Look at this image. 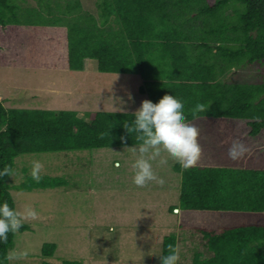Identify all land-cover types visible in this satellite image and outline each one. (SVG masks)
I'll use <instances>...</instances> for the list:
<instances>
[{
  "label": "trees",
  "instance_id": "trees-1",
  "mask_svg": "<svg viewBox=\"0 0 264 264\" xmlns=\"http://www.w3.org/2000/svg\"><path fill=\"white\" fill-rule=\"evenodd\" d=\"M25 1L0 0V67L80 72L90 59L100 74L138 75V92L148 101L172 95L183 103L186 122L200 132L201 158L209 150L201 142L208 126H238L247 139L264 135V82L227 81L236 70L264 65V0H93L92 10L80 0ZM197 104L210 106L194 119ZM133 114L99 110L80 117L73 110L9 109L0 101V171L13 169L24 154L138 146L137 134L122 126ZM227 140L221 165L174 164L178 204L169 211L177 227L190 226L205 241L209 256L197 253L192 264H264V168L234 165L241 160L229 159ZM7 178H0V204L17 209ZM66 185L61 177L37 183L26 175L15 190ZM45 216L29 222L49 227L52 215ZM29 226L0 242V264H9L17 234ZM169 244L176 245L175 235L163 238L161 257ZM55 251L54 243H43L37 257L50 264L45 260Z\"/></svg>",
  "mask_w": 264,
  "mask_h": 264
},
{
  "label": "rangeland",
  "instance_id": "rangeland-1",
  "mask_svg": "<svg viewBox=\"0 0 264 264\" xmlns=\"http://www.w3.org/2000/svg\"><path fill=\"white\" fill-rule=\"evenodd\" d=\"M80 1L93 9V0ZM24 3L29 6L35 1ZM261 68L243 67L227 81L264 82V65ZM141 83L138 75L95 74L87 66L81 72L0 67V101L9 109L73 110L80 117L86 111L99 110L135 113L141 102L148 100L138 92ZM237 127L224 125L210 131L208 126L201 142L209 150L197 165L223 164L222 152L226 151L228 138L231 144L238 140L247 148L241 162L234 165L264 168V135L247 139L244 130L238 132ZM215 133L227 138L220 135L217 141ZM132 147L16 157V175L8 177L6 184L18 201L17 209L30 204L39 215L50 214L53 220L49 227L25 222L30 229L17 234L11 251L27 250L28 256L9 260V264H42L37 254L43 243L56 245L53 257L45 260L50 264L62 260L82 264H160L162 240L170 234L176 236L180 249L178 264H192L197 253L201 259L207 258L202 235L190 226L177 227V216L169 211L178 204L180 176L173 171L176 162L169 158L167 165L157 166L153 161V170L164 184L150 182L146 187H136L132 182L131 165L136 159L129 150ZM34 160L44 166L41 177H61L67 185L16 191L24 177L30 176Z\"/></svg>",
  "mask_w": 264,
  "mask_h": 264
},
{
  "label": "clouds",
  "instance_id": "clouds-1",
  "mask_svg": "<svg viewBox=\"0 0 264 264\" xmlns=\"http://www.w3.org/2000/svg\"><path fill=\"white\" fill-rule=\"evenodd\" d=\"M210 106V105H209ZM204 104H197L191 109L194 119L199 118L198 113L208 110ZM131 124L125 121L123 128L126 133H136L135 139L140 142L138 147L129 150L136 155L133 169L132 182L136 187H146L150 182L163 185L164 180L153 170V161L157 166L167 165L170 158L181 166L182 170L195 167L202 155V148L198 142L199 129L186 122L183 103L172 95H164L157 103L144 100L140 108L133 114ZM124 137L121 138L122 142ZM247 152V148L240 141H233L228 149L229 159L236 161ZM43 164L32 161L31 178L37 183L41 180ZM16 175L14 169L5 166L0 171V178ZM39 219V213L26 204L22 209H13L8 202L0 204V242L7 243L9 233H17L27 221ZM169 254L160 258V264H178L180 249L178 245H168ZM28 251H10L8 260L26 259Z\"/></svg>",
  "mask_w": 264,
  "mask_h": 264
},
{
  "label": "crops",
  "instance_id": "crops-1",
  "mask_svg": "<svg viewBox=\"0 0 264 264\" xmlns=\"http://www.w3.org/2000/svg\"><path fill=\"white\" fill-rule=\"evenodd\" d=\"M93 63H92V62ZM84 62H85V64H84V67H83V69H85V67L87 66V69H90V71L91 72H93V73H99L98 71H97V65H96V62L94 61V60H90V59H86V60H84ZM83 71V70H82ZM81 72V71H80ZM100 74V73H99Z\"/></svg>",
  "mask_w": 264,
  "mask_h": 264
},
{
  "label": "water",
  "instance_id": "water-1",
  "mask_svg": "<svg viewBox=\"0 0 264 264\" xmlns=\"http://www.w3.org/2000/svg\"><path fill=\"white\" fill-rule=\"evenodd\" d=\"M174 212H177V210H174Z\"/></svg>",
  "mask_w": 264,
  "mask_h": 264
}]
</instances>
